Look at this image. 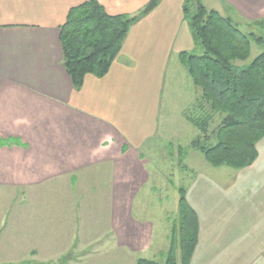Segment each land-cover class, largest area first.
Listing matches in <instances>:
<instances>
[{
    "label": "crops",
    "instance_id": "1",
    "mask_svg": "<svg viewBox=\"0 0 264 264\" xmlns=\"http://www.w3.org/2000/svg\"><path fill=\"white\" fill-rule=\"evenodd\" d=\"M89 1L134 17L153 0H0V194L47 195L49 210L71 219L86 178L109 192L104 210H121L122 201L133 210L150 184L143 151L158 134L165 84L187 78L179 56L198 50L188 0H156L109 73L87 75L76 90L63 66L61 26ZM216 2L210 10L245 25L264 21V0ZM257 151L253 165L226 170L233 182L191 179L187 201L199 221L191 264H264V138Z\"/></svg>",
    "mask_w": 264,
    "mask_h": 264
},
{
    "label": "rangeland",
    "instance_id": "2",
    "mask_svg": "<svg viewBox=\"0 0 264 264\" xmlns=\"http://www.w3.org/2000/svg\"><path fill=\"white\" fill-rule=\"evenodd\" d=\"M202 2L208 10L217 5L216 0ZM240 20L235 19L243 32L261 36L258 27ZM263 52L264 46L253 43L247 64ZM185 75L184 81H167L163 89L158 134L143 151L150 184L140 189L133 210L125 209V201L121 210H104L109 192L101 190L98 178L79 180L85 187L83 194L74 195L79 202L73 219L49 210L47 195L0 194V264H136L141 258L165 263L177 219L178 187L188 190L199 175L224 185L236 177L227 175L230 168L212 167L192 146L198 140L213 145L212 135L224 116L211 117L206 135L189 123L185 113L197 112L199 95L186 69Z\"/></svg>",
    "mask_w": 264,
    "mask_h": 264
},
{
    "label": "trees",
    "instance_id": "3",
    "mask_svg": "<svg viewBox=\"0 0 264 264\" xmlns=\"http://www.w3.org/2000/svg\"><path fill=\"white\" fill-rule=\"evenodd\" d=\"M184 15L201 52L179 56L200 94L197 112L185 116L203 135L211 117L224 116L212 135L213 145L198 140L192 146L216 169H245L258 159L257 145L264 138V52L247 64L253 43L264 46V21L254 23L261 36L247 34L231 16L208 10L202 0H188ZM144 16H111L97 1L70 10L60 41L63 66L76 90L87 75L104 78L109 73L131 28ZM178 194L177 219L164 264H191L198 244L197 214L187 201L186 189L178 187ZM136 264L161 263L141 258Z\"/></svg>",
    "mask_w": 264,
    "mask_h": 264
},
{
    "label": "water",
    "instance_id": "4",
    "mask_svg": "<svg viewBox=\"0 0 264 264\" xmlns=\"http://www.w3.org/2000/svg\"><path fill=\"white\" fill-rule=\"evenodd\" d=\"M158 5V2L156 0H153L147 8L144 10V14L150 13L152 10H154Z\"/></svg>",
    "mask_w": 264,
    "mask_h": 264
}]
</instances>
